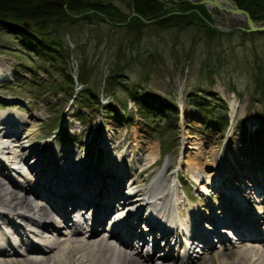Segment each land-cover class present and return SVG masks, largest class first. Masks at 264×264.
I'll return each instance as SVG.
<instances>
[{
  "label": "rangeland",
  "instance_id": "rangeland-1",
  "mask_svg": "<svg viewBox=\"0 0 264 264\" xmlns=\"http://www.w3.org/2000/svg\"><path fill=\"white\" fill-rule=\"evenodd\" d=\"M111 3L121 12L113 19L124 14L128 15L125 21L108 22L103 15L86 10L75 21L50 27V37H55L52 45L62 50V56L50 46H36L0 27V112L16 111L33 122L18 129L21 141H8V155L27 153L18 164L20 173L33 182L31 149L43 150L47 157L49 144L59 156L76 154L83 164L97 157L101 165L108 155L113 165L126 172L121 189L126 194L130 191L134 200L125 208L122 201H115L122 216L135 206V198L151 179L167 168L175 175L174 198L183 217L184 193L198 203L221 200L222 191L213 187V179L219 174L222 180L234 177L235 163L239 170L245 164L252 175L264 177L260 174L264 168V30L210 32L205 16L201 17L208 25L201 26L191 15L173 16L158 25L172 11L190 14L186 0H166L169 12L138 23L131 18L134 9L128 0ZM211 12L214 24L229 28L236 23L229 11L213 7ZM130 92L148 105L137 103ZM27 127L31 128L28 135ZM152 157L155 161L146 167ZM196 160L199 168L190 164ZM108 170L105 174L111 175L113 170ZM3 172L13 184L26 185L25 176L10 168ZM127 178L134 184L129 185ZM238 197L253 210L262 196L251 190ZM98 232L104 236L103 228ZM158 243L161 246L163 240ZM249 243L235 241L232 250L213 244L195 263L230 258L237 245ZM158 262L154 259L152 264Z\"/></svg>",
  "mask_w": 264,
  "mask_h": 264
},
{
  "label": "bare ground",
  "instance_id": "bare-ground-1",
  "mask_svg": "<svg viewBox=\"0 0 264 264\" xmlns=\"http://www.w3.org/2000/svg\"><path fill=\"white\" fill-rule=\"evenodd\" d=\"M211 8L213 6L208 4L207 9L213 14ZM197 11L202 15L199 10ZM97 12L102 14L106 21L117 22L115 19L111 20L102 11ZM175 12L172 11V14ZM231 15L236 23H243L241 15L236 13ZM141 17L145 18L142 15ZM153 18L155 19V17L145 19L152 21ZM205 18L208 22L213 19ZM206 20L202 18L201 26L208 25ZM214 28L216 29L213 26ZM234 106L235 102L231 100V112L234 111ZM24 123L33 125L26 115L16 111L0 112V176H2L0 177V221L16 232L13 236L8 233L10 229H6L7 232L0 229V264H152L154 259L159 260L158 264H196L195 259L200 254L197 251L193 252L194 250L190 252L191 246L183 247L180 254L174 253L172 246L178 240V230L174 225L179 224L180 228L184 226L186 229L190 224L189 233L196 241L203 244L202 253H204L209 248L212 249L209 233L218 236L220 242L228 237L220 228L218 229V223L226 225L223 227L227 228V232L230 228L233 230L236 235L234 242L244 238L252 241L249 246L237 245L235 254H231L230 258L224 256L216 262L210 260V264H264L262 234L264 226H261L264 223V177L252 175L249 169L245 168V164L240 170L239 164L233 165L234 177L224 176L222 180L219 174L215 179L212 178L213 187L222 191L221 200L208 199L207 203L195 201L189 203L184 217L175 211V208H179L176 206L178 202L174 199L175 175L168 173L167 168L166 172L160 171L151 179L149 187L143 189L140 192L142 195L135 198V207L127 209L126 214L122 216L120 214L123 212H117L119 208H116L115 201L122 200L124 205L122 208H125L134 200L121 189L126 172L121 170L122 167L120 169L113 165L108 155L101 165L97 157L90 163L83 164L80 162L81 157L76 154L73 157H65L63 154L59 156L57 148L49 144L47 152H50V155L47 157L44 156L43 150L34 153V148L31 149L35 157L31 163L35 176L33 182L29 180L30 176L20 173L18 164L26 160L27 153L8 155L11 154V143L8 141L12 137L15 138L10 141L15 143L21 141L22 136L17 134V131ZM27 129L26 135L30 133L31 128L27 127ZM61 158H66V161L60 162ZM51 160L54 161L55 166ZM150 160V164L146 167L155 161L153 157ZM190 164L198 167L200 162L196 160L191 161ZM6 168L25 176L22 179L26 185L21 182V178H18L21 185L13 184L10 176L3 172ZM108 169L113 170L111 175L105 174ZM109 171L111 170L107 172ZM221 172L223 173V170ZM240 172H243V175ZM260 172V174L264 173V168H261ZM197 179L196 177L195 180ZM131 184H134V181ZM237 184L242 189L241 193ZM251 190L262 196L255 208L252 210L241 205L236 206L234 193L239 200L238 196L244 198ZM142 206H146L147 210L150 209L151 215H144L140 210ZM76 207L78 209L74 212L84 207L92 209V217L85 218L79 215L72 220L68 211ZM111 218V224L105 228ZM158 220L160 222L165 220L166 223L162 225ZM141 222L146 225L140 230ZM202 225L206 228L212 225L213 230H208L204 238L198 240L197 238L201 236L198 231L201 230ZM100 227L107 236L99 237L100 233L97 231ZM39 229L47 234L39 232ZM145 231H149L152 235V245L142 251L139 245L141 244L142 248V243L146 242ZM110 239L114 242L118 241L120 245L123 244L124 248L116 247ZM160 239L164 240V248L158 243ZM140 241L141 243L138 244ZM234 242H223V246L232 250L235 246Z\"/></svg>",
  "mask_w": 264,
  "mask_h": 264
},
{
  "label": "trees",
  "instance_id": "trees-1",
  "mask_svg": "<svg viewBox=\"0 0 264 264\" xmlns=\"http://www.w3.org/2000/svg\"><path fill=\"white\" fill-rule=\"evenodd\" d=\"M165 1L166 0H128V2L132 4L134 11L146 18L156 17L169 12L164 6L163 2ZM235 1L240 7L244 8L254 20L257 21V19H259L262 21L264 19V0ZM63 3H65V7L63 6ZM194 8L199 10L202 15L209 18L208 11L202 4L189 3V7L185 10H192L190 14H171L172 16L164 17L158 20L157 23L158 25H164L166 21L168 22L170 20V17L184 16L185 18L190 15L195 16L199 21H202V15H200ZM117 9V7L112 5L111 0H0V27L6 32L17 34L23 40H28L36 46L39 44L50 46L62 56V50L57 49L52 45L55 42V37H50V27L52 25H56L55 27H57L61 23L75 21L78 16H83L86 10L97 14V11H102L113 20V17H115L116 14H121ZM78 13H80V15H73ZM127 16L122 14L121 17H117L116 19L118 21H125ZM131 18L135 20L136 23L140 22L138 16L134 15ZM24 20H28L30 23L27 26H24L22 24ZM206 30L210 32L217 31V29H213L209 26L206 27ZM57 43L59 44V42ZM69 80V82L72 83L70 76ZM70 88H72L71 85ZM131 92L130 94L133 100L137 101V103L145 102V105H148L147 100L141 101L138 99L137 95L132 94ZM159 143L160 145L162 144L161 141H159Z\"/></svg>",
  "mask_w": 264,
  "mask_h": 264
},
{
  "label": "water",
  "instance_id": "water-1",
  "mask_svg": "<svg viewBox=\"0 0 264 264\" xmlns=\"http://www.w3.org/2000/svg\"><path fill=\"white\" fill-rule=\"evenodd\" d=\"M189 2L196 4H203L208 8V4H211L213 7L225 11H229L230 13H236L243 17V23H235L231 25L229 28L223 27L220 24H214L213 22H210V24L220 30L227 31L229 29L237 28L243 31H258L264 29V20L262 21H256L251 18V16L248 14V12L239 7L234 0H188ZM224 3V4H223ZM132 13L135 12L132 10ZM142 21H149V19H145L141 17ZM151 20H154L151 19ZM27 21L24 22L26 24Z\"/></svg>",
  "mask_w": 264,
  "mask_h": 264
}]
</instances>
